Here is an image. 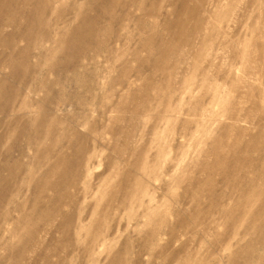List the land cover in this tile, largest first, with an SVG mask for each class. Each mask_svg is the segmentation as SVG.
Masks as SVG:
<instances>
[{
	"label": "rangeland",
	"instance_id": "rangeland-1",
	"mask_svg": "<svg viewBox=\"0 0 264 264\" xmlns=\"http://www.w3.org/2000/svg\"><path fill=\"white\" fill-rule=\"evenodd\" d=\"M0 264H264V0H0Z\"/></svg>",
	"mask_w": 264,
	"mask_h": 264
},
{
	"label": "bare ground",
	"instance_id": "bare-ground-1",
	"mask_svg": "<svg viewBox=\"0 0 264 264\" xmlns=\"http://www.w3.org/2000/svg\"><path fill=\"white\" fill-rule=\"evenodd\" d=\"M26 1V0H25ZM38 1V0H37ZM15 2H17V1H15ZM23 2V1H22ZM3 3V2H2ZM14 3V0H5V4L6 5H11V4H13ZM41 3V2H40ZM14 8V7H13ZM12 10V9H11ZM14 10V9H13ZM7 12V11H6ZM15 12V11H14ZM11 13V12H10ZM14 14V13H13ZM39 14V13H38ZM9 15V14H8ZM15 15H16V13H15ZM34 19H35V17H34ZM75 39H78V34L77 33H75V35L73 36ZM76 50H79V48H76L75 49V51ZM77 53V52H76ZM69 62H70V60H69ZM67 66H69L68 64H67ZM64 171H66V170H64ZM63 174V173H62Z\"/></svg>",
	"mask_w": 264,
	"mask_h": 264
}]
</instances>
